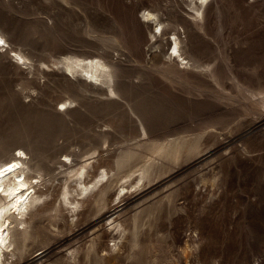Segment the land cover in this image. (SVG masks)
<instances>
[{
  "label": "rangeland",
  "instance_id": "374dc122",
  "mask_svg": "<svg viewBox=\"0 0 264 264\" xmlns=\"http://www.w3.org/2000/svg\"><path fill=\"white\" fill-rule=\"evenodd\" d=\"M160 1L0 0L3 34L31 58L18 66L0 48V137L31 144L24 146L29 157L56 159L35 209L53 198L60 205L71 169L87 166L95 176L106 169L105 181L113 179L106 208L77 221L63 205L60 232L19 264H264V0H210L199 14L190 0ZM149 8L177 25L183 51L200 69L179 75L169 53L152 47L160 30L152 26V41L134 19ZM183 18L202 29H186ZM108 51L120 68L118 88L120 80L130 85L134 74L145 76L140 86L134 80L139 99L131 104L147 113L148 134L139 129L130 138L128 105L106 85L85 86L63 73L67 54ZM176 138L186 146L172 158L153 153L152 144ZM123 150L140 154L139 163L117 169L113 160ZM153 161L150 177L140 180ZM68 184L75 188L74 180ZM116 199L121 206L110 211Z\"/></svg>",
  "mask_w": 264,
  "mask_h": 264
},
{
  "label": "bare ground",
  "instance_id": "6f19581e",
  "mask_svg": "<svg viewBox=\"0 0 264 264\" xmlns=\"http://www.w3.org/2000/svg\"><path fill=\"white\" fill-rule=\"evenodd\" d=\"M190 1L196 4L195 9L197 10L198 14L201 12L202 7L210 6V0H190ZM142 8L140 7V9ZM155 9H151V10L146 9L142 15V19L137 17L134 18L136 24L139 26V28L143 30V33L146 36H147L146 32H149L152 41L154 40V38L157 37L156 32L152 31V26L154 25V29L157 28L160 30L161 38L160 39L156 38V41L152 47H157L158 49H160V53H166V52L169 53V60H170L169 63L175 67L176 73H178L179 75L185 74L186 73L185 68L187 69L189 66L195 69H200L203 65L200 64L198 60L194 59L191 56H188L190 54L189 53L190 50L188 52L189 53L188 55H186L188 50L183 51L184 48H182L183 47L182 44L186 42L181 37L182 32L180 33V31L175 28L177 25H175V23L170 21H168L169 23L165 24L166 20L163 16L164 14H160V10L163 9L160 8H157L156 10ZM183 19L186 24V29L187 28L195 29V30L197 28L202 29V27L199 26L201 23L200 24L195 23L196 26H192L191 22L188 21V19L185 18ZM4 34L0 28V41H2V43H0V48H2L5 52L6 51L9 52L8 54L13 64L15 63L18 66L28 64L29 63L28 61H30L31 58H29L28 55L21 53L22 52L21 50L17 51L11 48L12 45L10 44V42H8L10 40H7L6 38L7 36L6 34L5 35ZM166 35L169 36L166 38H162ZM167 46L168 48L166 50ZM170 50L172 52H169ZM155 56L156 53H154L152 57ZM61 63L64 66L63 73L68 79L77 78L78 81L81 82V84H84L85 86H95L98 84L106 85L109 90V93H112L113 95L116 94L119 96L120 99L126 101L128 105V109L126 111H123L124 113L123 116L126 119V121L129 122V126L131 127V128L129 127L131 130L129 133L130 135L136 134L137 132H139V129H141L142 131L140 132L141 136L148 134L147 128H145L147 127V125H145L146 123L144 120V116L147 113L144 112V114H142L143 112L142 113L140 112L138 107H136L137 105L134 106L131 104L132 100L139 99V97L136 96V92L133 91L134 85H136L134 83V80L135 79L139 80L138 86H140L144 83L145 76L141 75V73L135 72L136 74L130 77V82H131L130 85H128V83H123L120 80L119 88H118L117 79H118V71L120 73V68H118L112 62L109 51L105 52L104 55H100V56L95 54L83 55V56L67 54V56H65L62 59ZM78 92L77 91L73 92L74 94L73 100L80 99L81 93L79 94ZM102 92L107 94L106 90H102ZM67 100L68 99H66V101H62L64 102L63 104L68 103ZM103 106H108V104ZM71 111L74 112L73 110ZM0 128L3 129L2 127ZM62 131L63 130H61L60 132ZM3 134L4 133L0 135L3 136ZM10 135L12 134H9L8 136L10 137ZM132 135L130 136V138L132 137ZM19 138H17L18 140L16 139L15 140L19 141ZM6 139L9 138L0 137V264H19L21 259H29L34 254L35 249L39 245L46 244L51 239L53 240L52 237H55V235H57L55 229H57L58 232H60L61 226L58 223V219H63V221L65 219V217H61L62 216L61 211L63 205H69L71 207V209L74 211V217L77 216V221H79L85 213H88L90 215V212H92L93 210L97 211L106 208L108 199H110L108 193L111 184L113 182L112 181L113 179L109 181L108 178V180L105 181L106 177L109 175V171H107L106 169H103L102 173L97 174L96 176L91 175L90 173L87 174L86 171L87 166H83L80 169H74V170L71 169L69 176L66 178V180H64L65 182L63 183L64 186L60 190L61 192H59V195L62 196V198L60 199V205L57 206L58 205V204L56 205L57 198H55L56 200L53 198L54 201L53 200L50 202L48 201L47 203L44 202V205H42L43 203L41 204L43 206L42 208H40L39 206L38 209H35V207L44 199V197L47 196V191H43L41 189V186L43 185L45 186V182L51 180L50 178L45 179V176L53 174L52 173L53 168L51 167V163L55 162L56 159L54 160V158L51 157L50 155L48 156L44 154L43 155L38 154L36 157H34L35 156L34 153H33L34 158H32L31 156L29 157V153L30 152L32 153V151H29L31 148L28 150L29 153L27 152V148H24V146H28V145H24V146H21L22 144L9 145ZM199 141L200 138L198 136L197 142L196 141L195 142L198 143ZM13 142L15 141H12V143ZM15 143L17 144L18 142ZM34 144L32 146H36ZM185 146H186V142L184 139L180 140L176 138V140L168 143H164L162 145L152 144L151 149L153 150V153H157V155L163 157L164 159H169L172 158L174 152L182 151ZM11 149L13 150V153L9 154ZM35 149L38 150L39 148L35 147ZM36 150L34 151L37 152ZM39 151L40 150H38V152ZM43 151L41 149V153H43ZM70 155L69 154L65 155L66 160L70 158ZM141 157L142 156L137 152L135 153L134 150H123L121 151V153L117 155L115 160H113L114 161L113 165L119 170H124L126 168L129 169L132 166L139 163ZM66 160L61 159L59 160L58 163H60L61 165H63V167H65L64 165H67L68 163ZM156 166L157 163L155 161L149 163L146 162L143 165V170L140 176V180L143 179L147 180V178L150 177L151 172L155 169ZM66 167L68 168V166ZM90 176H92L91 179H89ZM69 180H74V182L76 183L75 188H73L71 185L68 184ZM124 189L125 187L122 188V191H124ZM120 200L119 202H117L116 199V202H112L111 203L112 205L108 206L110 211H116L118 208H120L121 206L119 205L121 202ZM45 216L48 219L47 223L41 220ZM72 222L75 221L72 220ZM67 223L69 222H67L66 220L65 222H62V224L65 227ZM38 250L39 249H36V251Z\"/></svg>",
  "mask_w": 264,
  "mask_h": 264
},
{
  "label": "snow or ice",
  "instance_id": "6c2138e0",
  "mask_svg": "<svg viewBox=\"0 0 264 264\" xmlns=\"http://www.w3.org/2000/svg\"><path fill=\"white\" fill-rule=\"evenodd\" d=\"M0 43H2V41H0ZM21 155H22V153H21Z\"/></svg>",
  "mask_w": 264,
  "mask_h": 264
}]
</instances>
